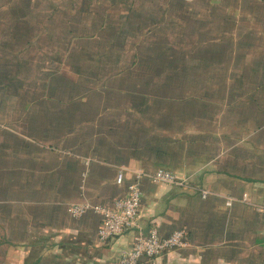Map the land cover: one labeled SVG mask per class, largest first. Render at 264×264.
<instances>
[{"label": "crops", "instance_id": "1", "mask_svg": "<svg viewBox=\"0 0 264 264\" xmlns=\"http://www.w3.org/2000/svg\"><path fill=\"white\" fill-rule=\"evenodd\" d=\"M148 39L264 46V0H0V264H120L137 229L103 244L102 216L69 207L110 204L159 168L189 184L145 177L140 226L188 244L142 264H264V124L233 137L198 101L134 89L122 72L142 60H121ZM261 56L245 83L264 99Z\"/></svg>", "mask_w": 264, "mask_h": 264}, {"label": "rangeland", "instance_id": "2", "mask_svg": "<svg viewBox=\"0 0 264 264\" xmlns=\"http://www.w3.org/2000/svg\"><path fill=\"white\" fill-rule=\"evenodd\" d=\"M141 38L138 36L140 43ZM153 38L156 39L155 35ZM174 40L175 37L170 39ZM147 42L143 44L146 46H131L129 55L121 60L123 64L130 63L128 60L133 53L138 61L142 60L137 66L141 70L132 67L122 72L132 78L134 89L144 90L148 82L153 81L154 91L163 90L185 98L183 105L186 108L192 109V102L198 101L207 110L201 122L222 124L220 128L226 125L227 129L232 128L233 137L244 134L239 127H247L250 138H255L253 130L264 124V99L256 93V83L248 82L247 88L245 81L255 70L256 59L264 54V46H188L185 42V46H152L155 44L153 40L148 39ZM199 58L203 60L201 66L197 64ZM230 65L235 75L228 76L227 72L223 76L226 66L230 72ZM161 69H166L164 76ZM161 80L166 82L162 84ZM250 92L254 94L250 95Z\"/></svg>", "mask_w": 264, "mask_h": 264}, {"label": "built area", "instance_id": "3", "mask_svg": "<svg viewBox=\"0 0 264 264\" xmlns=\"http://www.w3.org/2000/svg\"><path fill=\"white\" fill-rule=\"evenodd\" d=\"M145 177H148L156 184L180 186H188L189 184L186 178L165 168H159L148 174L138 172L128 184V193L124 197H119L106 205L74 203L69 207L71 214L76 218L81 217L89 209L102 216L99 239L103 244H108L116 236L127 231L137 229L132 247L122 251L120 255V264H142L144 259L161 256L170 251L183 248L188 244L187 232L183 228L174 230L168 236H162L158 229H151L145 232L140 226L143 199L142 184ZM124 181L125 175L120 172L117 182L123 184ZM202 195L206 196L207 191L203 190ZM228 203L231 204V201L229 200Z\"/></svg>", "mask_w": 264, "mask_h": 264}, {"label": "trees", "instance_id": "4", "mask_svg": "<svg viewBox=\"0 0 264 264\" xmlns=\"http://www.w3.org/2000/svg\"><path fill=\"white\" fill-rule=\"evenodd\" d=\"M116 8V7H115ZM115 8H113V6H112V8H110L109 10H108V13H114V12H117L116 10L117 9H115ZM88 10H90V8L88 7ZM95 34V33H94ZM108 34V32H106V35ZM116 36H119L120 37V35H118V34H115V32H111V39L113 40V39H115L116 40ZM113 43H112V45L114 46V45H116L115 44V41H112ZM141 60V59H140ZM202 59L201 58H199L198 59V66H201L202 65ZM225 61H222L221 63H224ZM215 63H217L216 62V60H215ZM163 67H165V65H163ZM182 69H185V68H182ZM161 71L163 72H166V69H161ZM162 72H160V73H162Z\"/></svg>", "mask_w": 264, "mask_h": 264}]
</instances>
